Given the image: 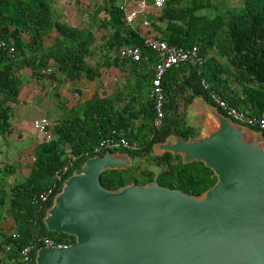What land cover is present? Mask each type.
Instances as JSON below:
<instances>
[{
  "label": "trees",
  "instance_id": "obj_1",
  "mask_svg": "<svg viewBox=\"0 0 264 264\" xmlns=\"http://www.w3.org/2000/svg\"><path fill=\"white\" fill-rule=\"evenodd\" d=\"M54 1L0 0V39L13 50H0V140L13 131V107L25 81L54 89V97L58 98L56 85L98 82L115 68L123 73L124 85L120 89L109 86L112 93L107 92L108 88L105 92L96 89L83 102L77 99L73 118L48 128L50 139L37 144L24 157L29 173L20 183H9L18 163L1 164L0 264H22L20 251L30 243L34 251L29 264H34L36 251L43 246L38 242L40 238L65 245L75 241L73 236L47 231L43 219L63 182L90 157L111 151L127 153L134 161L126 170H107L100 175L101 185L107 190L151 182L155 177L151 167L158 169L161 187L187 195L199 196L216 183L213 172L203 163L183 164L180 156L153 153V145L168 136L187 140L198 135L197 128L186 119L185 110L193 97L183 85V77L201 89L202 82H206L231 106L264 117V0H243L241 6L224 11L207 0H164L160 9L149 1L147 29L127 26L125 12L116 0H103L93 23L77 28L61 20ZM100 10L105 17L96 22L94 17ZM203 10L207 13L201 14ZM94 28L104 32L100 43ZM147 34L184 49L196 45L204 61L200 67L178 64L163 77L165 116L159 129L152 124L150 98L157 59L142 47ZM51 38L52 44L47 45ZM127 47H140L141 60L120 57L118 51ZM213 50L223 63L212 57ZM48 68L52 69L49 75L43 73ZM203 96L212 104L204 89ZM261 132L264 138V130ZM106 137L136 143V149L97 150L99 141ZM69 159L72 165L50 199L32 205V198L51 186L54 173Z\"/></svg>",
  "mask_w": 264,
  "mask_h": 264
},
{
  "label": "water",
  "instance_id": "obj_2",
  "mask_svg": "<svg viewBox=\"0 0 264 264\" xmlns=\"http://www.w3.org/2000/svg\"><path fill=\"white\" fill-rule=\"evenodd\" d=\"M186 117H204L201 133L168 136L153 153L203 163L216 183L199 196L145 185L105 189L100 175L126 170L127 153L88 158L55 194L43 219L49 232L73 236L65 247L37 249L34 264H264V138L205 100L196 83Z\"/></svg>",
  "mask_w": 264,
  "mask_h": 264
},
{
  "label": "built area",
  "instance_id": "obj_3",
  "mask_svg": "<svg viewBox=\"0 0 264 264\" xmlns=\"http://www.w3.org/2000/svg\"><path fill=\"white\" fill-rule=\"evenodd\" d=\"M149 1L152 2L154 8L160 9L165 5L164 0H133L135 9L127 10L125 3L120 5V8L125 12V24L132 29L137 27L150 28L149 22L145 19V13L149 8ZM139 16L143 18L142 21L137 22ZM142 47L156 56V63L154 65V76L151 81L150 98L153 101L154 118L153 127L159 129L162 125L165 113V96L164 89L162 87V80L165 74L173 66L178 64H190L192 66L200 67L203 64V59L200 56V49L198 46H193L189 49H184L175 45H168L165 41L159 40L147 34L143 38ZM0 50L13 52L9 49L7 43L0 39ZM118 54L122 58L129 59L137 62L142 58V50L140 47H127L118 51ZM43 73L49 75L52 73V69L48 68ZM55 85H53L54 87ZM202 87L206 91L209 100L226 116L230 117L236 123L250 127L255 130H264V117L255 115H248L246 112L231 106L226 102L218 92L210 90V85L206 82H202ZM202 89V92H203ZM77 97V94H75ZM58 125L56 121H50L46 118L36 119L33 122V126L41 135L43 142H47L50 137L47 133V129ZM114 148H125L129 150L136 149V143H131L123 138L106 137L99 141L97 150H110ZM72 159V158H71ZM72 162L70 159L59 170L54 173L53 182L50 187L41 191L37 196L32 198V205H38L46 203L53 195L57 186L62 182L64 175L68 172ZM38 242L43 243V246L50 248L65 247V244L58 243L49 238H40ZM6 251L9 247L5 248ZM34 251V244L30 243L20 251V260L22 264H29L32 260V253Z\"/></svg>",
  "mask_w": 264,
  "mask_h": 264
},
{
  "label": "crops",
  "instance_id": "obj_4",
  "mask_svg": "<svg viewBox=\"0 0 264 264\" xmlns=\"http://www.w3.org/2000/svg\"><path fill=\"white\" fill-rule=\"evenodd\" d=\"M55 1L53 4L54 9H56ZM75 2H76V0H75ZM116 3L120 4V5L125 3L127 10L135 9V5L133 3V0H116ZM148 11H150V7L147 9V12ZM63 12L64 11L62 10V12H60V13L58 12V13L63 15ZM146 13H145V15H146ZM94 14L95 13H93V15ZM145 19H146V17H145ZM142 20H143V18H141V16H139V19L137 20V22H140ZM46 44L51 45L52 43L48 44V40H47ZM125 68L128 71V68L127 67H125ZM120 74H123V73H120L115 68H112L98 82L78 83L80 86L77 88H74V89H72V85H69V84L56 85V86H58L57 87L58 98L54 97V94H55L54 89L51 90L52 88L50 89L46 85H45L46 87L41 88L38 85H36L33 82V80H30V82L25 81L24 87L22 88V90L19 94V99H18L19 101L16 105H14L13 111L17 110V109L19 110L18 107L20 105H23L26 107H28V106L37 107L40 109V112L43 111V114H46V113H44V110H48V108L49 109L54 108V110H55L56 107H52V105L56 104L59 101V108H61L60 109L61 117L64 115L65 121H66L67 119L73 118V114H74L75 108H76L75 104H76L77 99L79 102H83L86 99H89L92 96V93H94L96 89L100 90L101 88H106V89L108 88L109 89L108 92L112 93L113 91L111 88H109V86H112V87H115L118 89L123 88L124 80ZM25 75H27L29 77L30 73L26 71ZM60 86H63V90L62 89L60 90V88H59ZM69 88L72 89L71 95L67 94ZM77 90L80 91L79 94H77L78 93ZM75 94H77V97L75 96ZM54 102H56V103H54ZM41 103H43L44 105L48 104V108L44 107V105L41 107L40 106ZM31 115H34V116L31 118H28L27 115H23L22 113H19V112L16 113L15 117L18 119L16 121L18 123V125L16 123H14L15 126H13V123L11 122L12 130H13L12 133L9 136L4 137L0 140V148H1V150H3V152H0V156H4V157H7V158H10L13 160L14 156L17 157L16 154L20 153V156L17 157L19 159L18 163L23 164V163H26V161H25L26 157L24 156L23 152L27 151V149L30 147L27 145V144H30V143H27V141L30 140L32 142L31 147L33 146L34 143H35V145H37V144L43 142L41 139V135L34 128L33 122H34V120L40 119V118H46L48 120H50V119L48 118V116L41 115L38 113H32ZM198 117L201 119H204V117H202L200 115H198L196 117H187L188 122L192 123L193 120H195ZM30 119H31V121L28 122ZM189 119H190V121H189ZM60 120H62V118L61 119H53L50 121L58 122ZM137 124L138 123L136 122V125ZM201 125L202 126L205 125L204 122L201 123L199 126H197V125L195 126L198 130V134L201 133ZM31 147L29 148L30 150L28 151V154L32 151ZM0 159H1V157H0ZM2 163L3 162H0V166ZM23 167H25V164H23ZM28 171H29V169H28ZM27 175H24V177H26Z\"/></svg>",
  "mask_w": 264,
  "mask_h": 264
},
{
  "label": "rangeland",
  "instance_id": "obj_5",
  "mask_svg": "<svg viewBox=\"0 0 264 264\" xmlns=\"http://www.w3.org/2000/svg\"><path fill=\"white\" fill-rule=\"evenodd\" d=\"M209 3H211L212 5H214L215 7H217L218 9H221L222 11H224L226 8H235V7H239L242 5L243 3V0H226V1H222V0H207ZM102 2L103 0H56L55 1V5H56V9L57 10L56 12L60 13L62 12V10L64 11L63 12V15H62V21H65L68 25H71V26H74V27H77V28H83L87 23L88 24H92L93 21H92V18H93V13H97V11L101 8L102 6ZM96 9V10H95ZM209 11V10H208ZM201 14H204V13H207L206 10H203L200 12ZM98 16L97 17H94L96 19V22H98L97 20L99 19H102L104 18L105 14L102 10H100L97 14ZM94 31V34H95V37H96V40L98 43H100V41L102 40L103 36H104V32L103 31H99L97 29H93ZM52 42V38L48 40V44ZM212 57H215V59L220 63H223L224 60L222 59H219L217 57V54H216V51L213 50L212 51ZM80 85L78 83L72 85V89L74 88H77L79 87ZM60 90L62 89L63 90V86H60L59 87ZM72 89L69 88L68 89V95H71L72 94ZM107 89L106 88H101L99 91L100 92H105ZM108 92V91H107ZM66 95V94H65ZM57 101V100H56ZM61 102V101H60ZM56 103V102H54ZM44 104L41 103L40 106L42 107ZM44 107H47L48 108V104L44 105ZM52 107H56V109L54 110V108H51L48 110H44V113L46 114H43V111L40 112V109L37 108V107H34V106H23V105H20L18 108L19 110H14L12 112V119H11V122L13 123V126H15L14 123H16L18 125V123L16 122L18 119L15 117L16 116V113L19 112V113H22L23 115H27L28 118H31L33 117L34 115H31L32 113H38V114H41V115H45V116H48V118L50 120H53V119H61L60 120L61 122L65 120V117L64 115L61 117V111L59 108V101L56 103V104H53ZM72 119V118H70ZM186 119L188 120V118L186 117ZM68 120V119H67ZM31 119L28 121L30 122ZM190 121V119H189ZM194 122V123H193ZM193 122H189L190 125H193L194 127L197 125L199 126L201 123L204 122V119H201V118H196L195 120H193ZM27 143H30V144H27L28 146L31 147V141H27ZM35 143L33 144V146L31 147L32 150L34 148ZM29 147V148H30ZM27 149V151L23 152L24 156H27L28 155V151L30 149ZM0 152H3V150H1L0 148ZM17 157L20 156V153H17L16 154ZM1 159H0V162H3L5 163V165H8V164H17L19 162V159L17 157L14 156L13 160L10 159V158H7V157H4V156H0ZM15 161V162H14ZM20 163H18L19 165ZM25 164V163H23ZM23 164H20L18 167H17V172L11 176L9 178V183L10 185L14 184L15 182L16 183H20L21 180L24 178V175H27L29 173L28 171V168L25 166L23 167Z\"/></svg>",
  "mask_w": 264,
  "mask_h": 264
}]
</instances>
